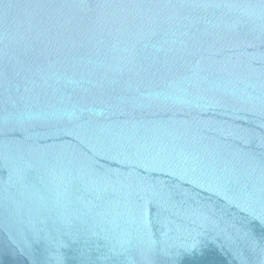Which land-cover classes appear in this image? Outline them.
I'll list each match as a JSON object with an SVG mask.
<instances>
[{
	"label": "water",
	"instance_id": "obj_1",
	"mask_svg": "<svg viewBox=\"0 0 264 264\" xmlns=\"http://www.w3.org/2000/svg\"><path fill=\"white\" fill-rule=\"evenodd\" d=\"M0 264H264V0H0Z\"/></svg>",
	"mask_w": 264,
	"mask_h": 264
}]
</instances>
